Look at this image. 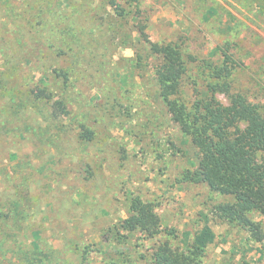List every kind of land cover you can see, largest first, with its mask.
<instances>
[{
    "label": "rangeland",
    "instance_id": "obj_1",
    "mask_svg": "<svg viewBox=\"0 0 264 264\" xmlns=\"http://www.w3.org/2000/svg\"><path fill=\"white\" fill-rule=\"evenodd\" d=\"M261 9L256 0H60L56 12L70 17L84 52L76 64V52L61 44L79 47L61 26L32 27L27 46L0 43V78L13 77L0 93V264H26L34 241L49 256L45 264H151L161 244L187 250L201 241L203 264H264V243L213 215L234 197L183 181L198 168V152L168 114L156 79L161 59L137 29L182 48L184 100L203 93L222 66L231 93L264 117ZM6 34L0 26V38ZM54 67L70 68L67 89L63 80L54 86ZM46 77L66 96L69 114L55 119L49 105L36 104L14 118L11 96ZM83 127L93 132L90 142L79 137ZM136 197L155 206L161 232L121 231L120 239L116 229Z\"/></svg>",
    "mask_w": 264,
    "mask_h": 264
},
{
    "label": "trees",
    "instance_id": "obj_2",
    "mask_svg": "<svg viewBox=\"0 0 264 264\" xmlns=\"http://www.w3.org/2000/svg\"><path fill=\"white\" fill-rule=\"evenodd\" d=\"M59 2L60 0H0V26L7 28L8 34L0 38V43L6 45L8 40H12L21 46H27L29 43L26 41H32L36 35L32 27L61 26L62 36L77 43L79 47H71L68 40L61 44L67 46L69 51L76 52V64L84 52L76 32L67 25L70 17L56 12ZM256 3L261 6L264 16V0H256ZM111 4L115 5L114 2ZM20 6H23L22 10ZM9 27L13 28V34L8 30ZM137 29L147 44L150 56L161 59L156 79L168 114L183 135L190 138L198 152V168L187 171L183 181L195 185L206 184L215 193L234 197V202L216 206L213 210L214 217L240 225L250 233L255 242L264 243V117L259 116L246 99L231 93V84L227 79L230 73L222 66L213 70V81L203 93H197L191 102L184 100L183 82L188 69L182 48L174 43L151 42L146 26L142 25ZM230 60V56H226L224 63L228 65ZM25 62L31 63L27 57ZM6 68L9 69L7 65ZM13 69L17 71L20 68L16 64ZM53 73L56 74L54 86L63 80L66 84L64 88L67 89L70 68L54 67ZM12 79L8 71L1 74L0 93L8 88ZM51 87L46 77L39 80L33 89L13 94L12 116L19 117L24 110L36 104L38 107L49 105L55 119L68 115L66 96H57L55 89ZM219 96H224L227 102L221 101ZM30 129L28 126L27 130ZM79 137L90 142L93 132L83 127ZM13 205L16 216L23 217L24 211L19 212L20 203ZM252 212H258L263 220H252L249 216ZM116 231L120 239L123 238L119 234L121 231L138 232L145 238H154L161 232V220L152 203L136 197L131 200L129 218ZM24 254L26 264H45L46 260L49 261L48 254H44L37 241ZM203 254L202 241L187 250L174 248L166 242L154 250L151 264H203Z\"/></svg>",
    "mask_w": 264,
    "mask_h": 264
}]
</instances>
